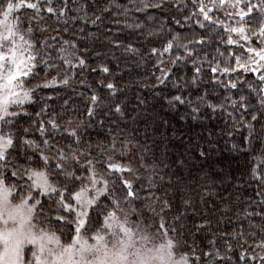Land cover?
<instances>
[{"label": "trees", "instance_id": "16d2710c", "mask_svg": "<svg viewBox=\"0 0 264 264\" xmlns=\"http://www.w3.org/2000/svg\"><path fill=\"white\" fill-rule=\"evenodd\" d=\"M200 2L194 6L193 0H66V15L44 11L34 18L32 10L20 11L23 28L27 29L31 20L36 38L53 46L50 54L56 66L48 69L41 65L36 75L26 80V87L35 90L23 106L26 115L17 117L16 126L20 139L28 129V138L39 143L40 124L59 117L62 129L77 130L79 142L71 143L63 131L55 137H64L61 143L69 155L81 154V164L92 160L101 176L111 172L109 160L129 169L115 173L110 186L121 201L126 190L120 188L119 177L131 181L139 191L133 206L143 208L144 215L131 220L165 234L173 240L178 255H188L190 264H244L242 253L248 264H260L259 258L264 256V180L255 178L252 170L258 169L257 174L264 176V164L260 163L264 159V108L259 104L260 93L249 95V85L261 89L264 84L253 72H223L224 68H236L235 56L240 50L235 44L221 43L227 39L223 26L207 21L200 26L198 21L204 20L199 14ZM144 4L162 6L138 10ZM41 6L48 5L41 0ZM52 6L65 8V0H53ZM257 23L251 26L253 30ZM173 37L177 38L173 51L151 54L153 48L162 50ZM61 47L64 53L59 51ZM48 55L46 51L44 56ZM65 56L73 65L83 59L85 66L65 72ZM177 57L184 59L173 65L171 61ZM217 66L220 70L213 73ZM105 67L107 73L102 71ZM162 71L171 72L170 78ZM65 76L68 83H60ZM46 83L50 86L43 87ZM231 83L237 88L226 87ZM108 84L114 88L109 89ZM93 96L97 97L95 104ZM176 96H182L185 103L176 102ZM241 96L249 100L247 111L240 107ZM208 104L214 105L215 111ZM193 108L197 110L193 112ZM201 149L204 156H200ZM149 180L154 182L151 192ZM51 182L62 186L55 178ZM13 183L8 181L9 186ZM79 187L77 184L73 191ZM27 191L25 187L23 193ZM20 196L14 192L12 201H19ZM146 197L152 199L155 217L145 206ZM36 198L43 200L46 213L49 207H56L46 197ZM164 201L170 207L161 217L158 213ZM107 203L100 200L101 206ZM91 215L93 223L85 232L88 236L101 227L96 212ZM37 219L49 226L44 217ZM162 220L164 229L159 227ZM51 229L62 243L71 241L67 229L63 233L59 225H51Z\"/></svg>", "mask_w": 264, "mask_h": 264}, {"label": "snow or ice", "instance_id": "6c2138e0", "mask_svg": "<svg viewBox=\"0 0 264 264\" xmlns=\"http://www.w3.org/2000/svg\"><path fill=\"white\" fill-rule=\"evenodd\" d=\"M196 2L197 0H193L194 6ZM43 3L48 6L43 8L41 0H35V2L0 0V264H153L157 258L163 260V249L166 247L171 250L173 240L170 239L166 246H162L158 250V255H150L151 250L145 252L137 247V233L129 227L132 218L144 215L143 208L138 210L133 206L139 199V191L136 190L135 185L119 177L120 188L126 190L123 201L116 196L114 187L110 186L111 177L115 173L129 172V169L109 160L107 166L111 172L108 176H101L96 172V166L92 160L84 157L87 163L81 164L78 159L81 154L76 152L69 155L61 143L64 137H55L57 132L63 131L71 143L79 142L77 130L62 129V126L57 123L59 117L40 124L39 143L28 138V129L23 130L24 138L20 139V129L16 126V119L26 115L23 106L31 101L35 90L25 86L26 80L34 77L41 65L53 69L56 61L50 54V50H54L53 46L46 40L41 41L36 38L31 27V20H29L30 26L24 29L23 17L19 16V12L30 9L34 13V18L39 17L44 11L57 16L66 15V0L65 8L61 9L52 6L53 0H43ZM211 4L212 9L225 11L228 19L239 17L237 24L240 26H229L226 30L227 39L221 41L227 45L235 44L240 50V55L235 56L237 68H224L223 72L228 73L239 69L245 73H260L258 82L264 84V0H257L256 3H252L251 0H211ZM161 6V4H144L138 10H143L144 7ZM212 9H209L201 0L199 14L203 15L204 21L210 22V25L219 23L223 26V21H215L209 14ZM227 9L232 11L229 12ZM257 19L261 22L258 30L252 32L251 36L246 35L244 22H254ZM198 23L204 27L203 21ZM232 33H235L239 39H234ZM253 37L259 40V45L255 44ZM49 39L55 40L56 37ZM176 39L173 37L162 50L153 48L151 54L162 55L173 51ZM241 40L245 43H241ZM63 43L69 44L72 48L75 47L69 41H63ZM196 43H203V41H196ZM175 47L186 48L187 46L175 45ZM46 51L49 52L47 57L44 56ZM59 51L64 53L66 50L61 47ZM129 51L134 49L129 48ZM191 55L192 53H188L189 57ZM183 59L184 57H177L171 63L177 65L178 61ZM63 60L68 65L65 72L85 66L83 59H79L76 65H73L67 56ZM219 70L218 66L212 68L213 73ZM102 71L107 73L108 68L105 67ZM199 72L200 69L196 68V73ZM162 75L170 78L171 72L162 71ZM68 81L69 78L65 76L60 83L67 84ZM55 82L54 79L52 83ZM42 86L50 85L46 83ZM228 86L237 88L236 83L226 85ZM107 87L113 89L114 85L108 84ZM249 89V95L252 92L260 93L259 104L261 108H264V88L257 89L249 85ZM91 99L93 104L97 102L96 96ZM204 99V97L200 98V103H203ZM174 100L181 104L185 103L182 96H176ZM240 100V107L247 111L249 100L244 96H241ZM232 104L235 106L237 102L232 101ZM208 107L215 111L214 105L208 104ZM13 108L19 111H14ZM119 110L117 107V111ZM196 110L197 108H193V112ZM92 115V109H89V116ZM252 120L256 121L257 116L253 115ZM261 131L264 132V128ZM50 137L56 139V144H53V139ZM251 142L249 137L248 143ZM204 155L205 152L201 149L200 156ZM260 163L264 164V159H261ZM252 171L255 178L264 180V176L257 174L258 169L254 168ZM53 178L62 186L54 185L51 182ZM9 180L14 182L11 186L8 185ZM177 183H180L179 179ZM77 184L80 185L79 189L73 191ZM25 187L28 190L26 194L23 193ZM153 188L154 182L149 180L148 191L151 192ZM14 192L21 193L19 203H12ZM37 194L41 198L46 197L51 200L56 207H49L47 213L43 211L45 205L42 199L36 198ZM101 199H106L108 203L101 206ZM145 200V206L155 217L157 213L151 197H146ZM157 203H159L158 199ZM169 207V203L164 201L158 214L163 217L164 210ZM93 211L96 212L97 221L101 222L102 227L86 239L82 233L87 232L93 223L91 215ZM38 217H44L49 226L45 227L43 222L37 219ZM51 225L61 226L62 233L67 229L71 235V243L66 245L61 243L60 236L52 231ZM159 227L166 228L163 220ZM171 231L175 232L176 229L172 228ZM168 258L171 259L170 251ZM200 259L201 257H196L197 261ZM240 259L244 261V264H248L246 254L242 253ZM256 259L257 257L253 255L252 260ZM259 259L260 264H264V256ZM174 264H189L188 255L181 256V259Z\"/></svg>", "mask_w": 264, "mask_h": 264}, {"label": "rangeland", "instance_id": "374dc122", "mask_svg": "<svg viewBox=\"0 0 264 264\" xmlns=\"http://www.w3.org/2000/svg\"><path fill=\"white\" fill-rule=\"evenodd\" d=\"M207 1H209L210 3L209 4L207 3L206 5L209 7V9H212L211 0H207ZM251 2L252 3H256L257 0H251ZM227 11L230 12V11H232V9H227ZM219 12L222 13V15H223L222 17H220ZM209 14L212 16L213 20L218 21V22L219 21H223V27L226 30H227V28L229 26H240V25L237 24V20L235 19L237 17H235L233 19H228L227 16H226L225 11H223V10L212 9ZM202 21L205 22L204 20H202ZM256 22H258L257 23L258 27H257L256 30H253L252 29L253 27H251V26L253 24L255 26ZM260 23L261 22L259 21V19H257L254 22L246 21L247 25L244 26L246 28V33L245 34L251 36L252 32H256L258 30V28L260 26ZM216 25L221 26L219 23H217ZM232 36H233L234 39H239V37L236 36L235 33H232ZM253 40L255 41L256 45H259V40L256 39V37H253ZM241 43H245V42L241 40ZM235 67L237 68V62H236ZM237 70H239V69H237ZM255 74H257L258 76L260 75V73H255ZM256 79H258V77ZM37 195L39 196V194H37ZM12 203H19V201H12ZM101 227H102V224H101ZM129 227H131L137 233V237H138V239H137V247L141 248L145 252H147L148 250H151V252L149 253L150 255H152V254H157L158 255V250H160L162 248V246H166L168 244L169 239H168V237L165 234H159V233H157L155 231L149 230L142 223H136V222H133L132 220H130ZM99 229H97V231ZM97 231L93 232L89 236L86 235L85 232H83L82 235L87 239V238H90L92 235H94ZM139 237H143V239H139ZM90 242H92V241L90 240ZM69 243H71V241ZM63 244L66 245L68 243H63ZM110 244H111V242H110ZM169 251L171 252V259L170 260L168 258V252ZM163 254H164V259L161 260V259L157 258V259H155L153 261V264H174V256L177 255V256L181 257L180 255H178L176 253V249H175L174 244H173V247H172L171 250H169L166 247H164Z\"/></svg>", "mask_w": 264, "mask_h": 264}, {"label": "clouds", "instance_id": "9594fccd", "mask_svg": "<svg viewBox=\"0 0 264 264\" xmlns=\"http://www.w3.org/2000/svg\"><path fill=\"white\" fill-rule=\"evenodd\" d=\"M180 259H181V257H179V256H177V255L174 256V262H175V261H179Z\"/></svg>", "mask_w": 264, "mask_h": 264}]
</instances>
